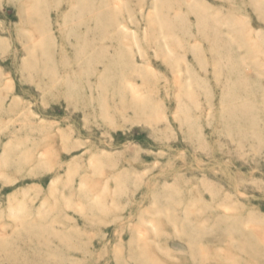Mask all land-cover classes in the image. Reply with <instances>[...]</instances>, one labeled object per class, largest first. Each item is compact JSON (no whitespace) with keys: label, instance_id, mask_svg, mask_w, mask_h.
I'll return each mask as SVG.
<instances>
[{"label":"rangeland","instance_id":"1","mask_svg":"<svg viewBox=\"0 0 264 264\" xmlns=\"http://www.w3.org/2000/svg\"><path fill=\"white\" fill-rule=\"evenodd\" d=\"M0 264H264V0H0Z\"/></svg>","mask_w":264,"mask_h":264}]
</instances>
